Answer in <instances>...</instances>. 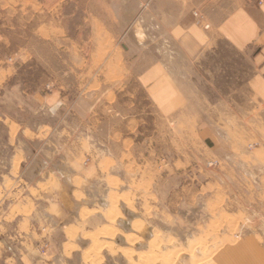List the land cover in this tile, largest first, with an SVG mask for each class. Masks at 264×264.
<instances>
[{
    "label": "rangeland",
    "instance_id": "1",
    "mask_svg": "<svg viewBox=\"0 0 264 264\" xmlns=\"http://www.w3.org/2000/svg\"><path fill=\"white\" fill-rule=\"evenodd\" d=\"M118 10L139 7L0 0L5 251L29 240L22 215L32 217L40 255L58 246L62 232L45 207L57 196L70 204L64 223L93 232L84 264H264V106L250 94L247 55L221 41L203 74L193 72L189 106L166 118L137 82L114 75L123 56L144 54L125 50L131 36ZM203 121L212 127L198 128ZM62 262L83 264L82 252Z\"/></svg>",
    "mask_w": 264,
    "mask_h": 264
},
{
    "label": "crops",
    "instance_id": "2",
    "mask_svg": "<svg viewBox=\"0 0 264 264\" xmlns=\"http://www.w3.org/2000/svg\"><path fill=\"white\" fill-rule=\"evenodd\" d=\"M132 1L139 10L131 13L118 10L116 14L127 25L126 35L131 36L125 50L129 53L143 48L144 54L123 56V69L114 75L127 82H137L157 111L169 118L189 106L195 86L193 72L197 78L203 74L202 63L221 41L233 51L247 55L252 72L249 91L264 106V0H149L151 6L142 11L141 6L149 1L145 0L144 4V0ZM1 62L0 74H4L6 69ZM189 63L196 64V71L188 70L185 65ZM185 72L189 77L183 75ZM197 127L212 126L203 121ZM28 189L45 193L51 187ZM56 197L45 207L56 214L55 226L62 232L58 246L51 243L47 254L40 255L33 244L36 233L31 232L32 217L22 215L18 219L20 236L29 240L22 242L16 253L6 252L0 241V264H67L62 261L76 252H82L84 264L85 242L89 243L93 232L78 222L65 224L66 208L70 204ZM79 207L81 211L87 209L86 201L80 202ZM69 231L74 234L67 238Z\"/></svg>",
    "mask_w": 264,
    "mask_h": 264
}]
</instances>
